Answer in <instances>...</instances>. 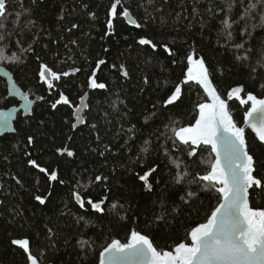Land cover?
<instances>
[{"label": "trees", "instance_id": "16d2710c", "mask_svg": "<svg viewBox=\"0 0 264 264\" xmlns=\"http://www.w3.org/2000/svg\"><path fill=\"white\" fill-rule=\"evenodd\" d=\"M113 2L37 0L32 14L21 15L18 25L12 22L16 19L15 13L21 10L20 4L15 3L9 9L12 15L5 21V27L6 32H12V35L6 36V54L19 52L21 46L27 48L35 36L39 39L32 45L33 52L22 55L23 62L6 61L0 66L11 71L16 83L33 100L36 96H44L45 99L36 100L33 115L24 117L19 114L15 133L0 136V184L4 185L0 189V200L4 201L0 204V264H28L25 251L12 243V240L24 237L30 240L31 251L41 264H99V253L103 247L113 238L125 241L133 229L149 234L158 248L171 250L176 243L185 240L187 232L202 223L220 202L219 193L203 191L204 185L196 184L191 190L198 192V198L183 203L181 197L186 195L188 188L186 183L174 184L176 168L161 145H165L167 137L172 136L170 127L166 126L172 122L176 127L194 123L198 114L196 105L207 99L199 85L182 83L187 70L186 57L192 47L198 50V56H204L212 81L224 99L227 100V93L239 85L244 86L241 97H246L247 92L264 96V89L260 87L264 84V68L256 65L264 52V29L257 28L245 48L239 50L232 45L247 40L242 29L251 21L242 20L234 24L231 41L221 31L220 21L229 15L236 20L249 0H242V3L237 0L230 14L224 0H198L196 6L200 15L195 19L191 15L193 0H170L161 13H154L157 19L148 22L141 19L145 15L143 8L136 9L141 0H125V6L131 4L136 9V19L147 26L136 28L128 24L119 15L121 9L118 6L115 32L105 36ZM162 2L157 0V6ZM23 3L25 7L31 6V0H23ZM83 3L89 5L87 10L82 8ZM209 6L214 16L206 11ZM62 10L63 21L59 18ZM185 10L188 19L175 22L176 13ZM90 11L96 13V19L88 15ZM149 11H152L151 7ZM161 16L166 23L160 22ZM201 17L205 22L203 25ZM29 20L35 21V25L30 26ZM72 23L80 27L68 33L67 28ZM141 37L153 40L158 47L152 49L150 45H140L138 40ZM73 40L77 43L72 44ZM163 43H168L175 55L170 56L160 47ZM248 48L251 49L248 59L236 60V56L245 55ZM99 59L106 63L97 70ZM41 64H47L54 72H69L70 75H61L59 81L53 80L55 87L49 90L39 76ZM113 64L117 67L113 68ZM120 64L129 70V78L123 77ZM253 67H256L255 72ZM73 68L80 71L72 73ZM93 71H96L97 82L105 83L107 88L88 87ZM145 77L148 78L147 84L144 83ZM176 85L181 86L180 99L165 106L164 102L175 91ZM60 91L68 95L76 106L80 96L89 92L85 123L76 129L71 127L75 122L74 107L63 104L57 105L56 109L50 107V102L59 98ZM227 102L236 123L244 125V113L250 102L241 104L235 96ZM18 104L16 98L8 96L7 82L0 77V108ZM124 112L128 115L124 116ZM41 120L44 124L39 123ZM92 124L97 126L96 129ZM133 124L136 125L135 136L127 132ZM28 135L35 136L34 144L27 145ZM246 139L257 161V171L264 176V145L251 130L246 131ZM146 140L150 141L147 155L140 151ZM107 145H111V151H104ZM171 145V140L165 145L171 150V158L182 157L190 165L188 171L193 176L205 171L206 165L200 160L211 158L209 146L197 148V156L189 158L187 146L177 142V152ZM65 147L75 155L56 151ZM25 150L49 173L56 171L58 179L51 181L47 174L29 165ZM101 152L104 155H100ZM152 167H157V170L150 175L148 181L152 188L147 190L139 177ZM14 176L22 183L17 184ZM97 176L102 179L96 181ZM61 180L64 183H60ZM49 189L53 194L46 204L41 205L34 199L36 195H45ZM75 191H79L85 200L83 208L73 198ZM250 193L252 206L264 207V190H250ZM104 197L107 200L102 205L103 213L87 203L88 198L99 202ZM176 208L178 212L174 211ZM161 214H166V219L154 222L155 217ZM80 216L92 223L87 227L84 221L77 223ZM48 228L54 230L55 236L49 238ZM81 236L94 241L87 255L77 244Z\"/></svg>", "mask_w": 264, "mask_h": 264}, {"label": "snow or ice", "instance_id": "6c2138e0", "mask_svg": "<svg viewBox=\"0 0 264 264\" xmlns=\"http://www.w3.org/2000/svg\"><path fill=\"white\" fill-rule=\"evenodd\" d=\"M170 0H163L160 6H157V0H141V3L136 5V9L143 8L145 15L141 18L143 21H155L157 19L154 13H161L164 5H167ZM15 3H19L21 10L15 13L16 19L12 22L14 25H18L21 15L27 13L32 14L34 7L37 6V0H31V6L25 7L23 0H0V42L6 41V36H11L12 32H6L5 21L12 15L9 10ZM198 0H193L192 7V19H195L200 15L199 8L196 6ZM237 0H224L225 7L230 14L233 8L236 6ZM242 3V0H241ZM118 6H120L119 15L126 19L127 23L134 25L136 28L146 27V23H141L137 20L131 4L125 6V0H114L111 4L108 19H107V31L105 36L113 35L115 32L114 19L118 16ZM149 7L152 11H149ZM82 8L87 10L89 5L87 3L82 4ZM222 11L223 9H217ZM206 11L210 16H214L215 13L211 6ZM185 12H177L175 15V22L179 23L182 19H188V15ZM93 19H96V13L94 11L88 12ZM258 15V23L256 22ZM60 20H64V11L60 13ZM251 21V23H245L242 29V35L247 36V40L233 44L232 47L236 50L244 49L245 44L248 43L253 37V33L257 28L264 29V0H249L246 7L242 8L241 15L232 20L231 16H226L220 23L223 26L221 31L226 35L227 40L231 41L234 36L231 29L234 24H238L240 21ZM161 23H166V19L161 16ZM202 25L205 23L203 17H201ZM30 26L35 25V21L29 20ZM80 26L77 23H72L67 28V32L71 33L74 29H78ZM191 27V22L189 23ZM104 37H102L103 39ZM39 39L35 36L27 48L20 47L19 52H12L11 55H7L8 44L0 43V64L4 62L21 63L22 55L25 53L33 52V44ZM72 44H76L77 41H71ZM140 45H150L152 49L158 47L157 43L147 37H141L138 40ZM175 44V40H172ZM16 44L19 45L20 41L17 40ZM47 47V45H45ZM170 56L175 55L173 49L168 43L160 45ZM107 51V50H105ZM197 49L191 48V51L186 57L187 70L185 79L182 83L195 82L202 87L206 93L207 98L205 102L196 105L198 108V118L194 123H189L187 126L176 127L175 122L167 125L170 127L172 136H168L165 140V145L168 140L172 142V148L179 152L177 142L181 146H187L189 151L186 155L189 158L197 156V148L202 145L210 147L211 151L209 159H201L200 163L206 165L205 171L201 174L197 172L193 176L189 171L190 165H188L180 156L171 158V150L165 145H161L166 155L170 156V163L175 166L176 172L173 176V182L176 185L185 184L188 188L185 196L181 197V201L185 204L189 201L198 198V192L192 191L191 188L196 184H203V191H212L219 193L220 202L210 214L206 216L202 223L196 224L188 232L185 240L176 243L171 250L160 249L154 243V239L146 232L137 231L133 229L130 235L125 241L120 239H111L110 243H107L103 250L99 253V264H264V207H255L250 203V190H264V176H261L257 171V161L254 155L251 153L249 143L245 136V128L237 125L236 121L228 108L227 100H231L233 96L240 100L241 104H249L250 107L244 113V123L247 124L256 134L259 142L264 145V96H258L252 92H247L246 97H241V93L244 92V86L239 85L234 87L227 93V100L222 99L216 86L211 79L212 73L205 63L204 56L197 55ZM250 48L245 50V55L236 56V60L245 61L248 59V53ZM39 59V57H37ZM106 61L99 59L96 63V69L98 70L101 65H104ZM173 63L177 61L173 60ZM256 65L260 68H264V52L261 53V57L256 61ZM113 68L117 65L113 64ZM119 69L124 78H129L130 73L124 64L119 65ZM4 69L0 68V72ZM79 68H73L72 73L79 72ZM222 71V70H221ZM252 71H256V67L252 68ZM7 75V73H5ZM61 75L67 77L69 72L57 73L52 70L47 64H41V71L39 76L41 81L47 84L49 90L55 86L53 80L59 81ZM144 83H148V78H144ZM88 87L92 89H105L107 85L105 83H98L96 78V71H93L89 76ZM261 89H264V84L260 85ZM9 95H19L23 99V103L20 104V108L24 109L27 115H31L32 106L36 100L43 101L44 96H36L35 100L29 99L28 92H22L17 86L15 81L9 86ZM87 93L80 96V105L76 106L72 104L68 95H65L63 91H60L59 98L54 102H50L51 109H56L57 105H69L75 108V119L77 123H85L84 118L78 113L81 112L83 107H87L85 103V97ZM181 97V86L176 85L175 91L164 102L165 106L174 104ZM4 99H7L5 97ZM122 103V102H121ZM112 107L116 109V105ZM155 107V106H154ZM118 110V109H117ZM17 110L15 108L9 109L7 112L0 110V133L7 130L15 131L12 127L11 119ZM107 115V114H106ZM124 116L128 113L124 112ZM40 124H44L41 120ZM73 129L77 127L74 123L71 125ZM96 125L92 124V128L96 129ZM127 132L132 136L136 134V125H132L127 129ZM162 135H165L162 133ZM99 139V134H97ZM34 135L27 136V145H32L35 142ZM71 139V137H69ZM159 139V137H157ZM25 146V149L27 148ZM195 146V147H193ZM150 150V141H144V146L141 148V153L147 155ZM57 152L68 156H74L75 153L69 150L67 147L56 149ZM104 151H111V145L105 146ZM25 155L29 157L27 163L37 169L40 172L48 175L51 181L58 179L57 172L52 171L49 173L47 168L41 167L35 159L31 158V153L25 150ZM100 155H104L101 152ZM7 160V157H5ZM157 167H152L139 179L146 182V187L151 190L152 185L147 183L148 177L156 172ZM17 184H21V180L18 177H13ZM96 181L102 179L101 176H97ZM107 180V177H103ZM37 183H39L37 181ZM64 183V181H60ZM4 187L0 184V189ZM52 191H49L45 195H36L34 199L41 205L46 204L49 198L52 196ZM73 198L80 205L81 208L85 205V200L81 197L79 191L73 192ZM107 197H104L99 202H93L91 198H88L87 203L92 209L97 212L103 213L105 209L102 207ZM163 198L161 204L163 206ZM4 201L0 200V204ZM67 207V205H66ZM115 205H113V208ZM174 211L178 212L176 208ZM19 214V212H17ZM166 219V214H161L155 217L154 222H161ZM80 221L85 222V227L90 225L92 221L85 220L83 216L77 218V223ZM49 238L55 236V232L52 228L47 229ZM14 245L20 246L25 253L30 264H38L37 256L33 255L30 249V240L27 237L12 240ZM67 244L68 241L66 240ZM80 248L84 250L85 255L91 250L94 241L90 239H84L81 236L77 240ZM53 247L55 243L53 242Z\"/></svg>", "mask_w": 264, "mask_h": 264}, {"label": "water", "instance_id": "95a60500", "mask_svg": "<svg viewBox=\"0 0 264 264\" xmlns=\"http://www.w3.org/2000/svg\"><path fill=\"white\" fill-rule=\"evenodd\" d=\"M206 63V62H205ZM207 65V64H206ZM0 68H2V69H4V71H2V72H0V77L1 78H4L5 80H6V82H7V86H8V96L9 97H14V98H16L18 101H19V104L18 105H15V106H11V107H9V108H6V109H2V108H0V110H2V111H4V112H7L9 109H12V108H15L17 111L14 113V115H13V117H12V119H11V124H12V127L13 128H15V121H16V119L18 118V116H19V114L21 113L24 117H28V116H31V115H33V110H34V107H35V105H36V102H35V104H33V106H32V112H31V115H27L26 113H25V111H24V109H22V108H20V104H22L24 101H23V99H22V97L21 96H19V95H9V86L13 83V81H15V83H16V80H15V78H14V75L11 73V71L10 70H8L5 66H0ZM5 73H7V75L5 74ZM212 79V78H211ZM188 83H194V84H196L195 82H188ZM214 84V83H213ZM215 85V84H214ZM16 86L22 91V92H25L17 83H16ZM202 88V87H201ZM218 91V90H217ZM219 92V91H218ZM205 93V92H204ZM87 96L85 97V103L87 104V107H83L82 109H81V112L80 113H78V115H80V116H82L83 118H84V121H85V117H84V115H85V112L87 111V109H88V107H89V105H88V101H89V92H87ZM219 94H220V92H219ZM205 95H206V93H205ZM220 96H221V94H220ZM206 97H207V95H206ZM221 98L222 99H224L222 96H221ZM29 99H32L30 96H29ZM208 99V98H207ZM33 100V99H32ZM205 102V101H204ZM228 103V102H227ZM80 105V102H79V104H78V106ZM228 108H229V104H228ZM197 111H199L198 110V108H197ZM229 111L231 112V110H230V108H229ZM75 113V112H74ZM231 114H232V112H231ZM233 116V115H232ZM197 118H198V114H197ZM234 119V118H233ZM74 120H75V122L74 123H76L77 124V127L76 128H78V127H80L81 125H83L84 123H77V121H76V119H75V114H74ZM238 125V124H237ZM238 126H240V125H238ZM240 127H244L245 128V136H246V131L247 130H251L254 134H255V132L247 125V124H245L244 123V125H242V126H240ZM75 128V129H76ZM16 132V128H15V131H11V130H7V131H5V132H3V133H0V136H4L5 134H12V133H15ZM256 135V134H255ZM202 146H207V145H202ZM201 146V147H202ZM193 147H195V146H193ZM200 148V147H199ZM150 177V176H149ZM149 177H148V179H149ZM148 179H147V183H149V181H148ZM143 183H145L146 184V182L145 181H143V180H141ZM147 190H148V188L147 187H145ZM250 198H251V193H250ZM250 203H251V201H250ZM16 246H18V245H16ZM18 247H20V246H18ZM21 248V247H20ZM30 249H31V246H30ZM37 260H38V264H41L40 263V261H39V259L37 258ZM28 264H30V262H29V260H28Z\"/></svg>", "mask_w": 264, "mask_h": 264}]
</instances>
